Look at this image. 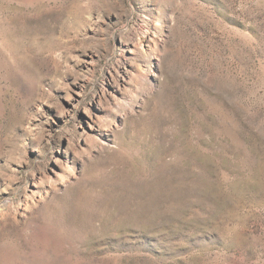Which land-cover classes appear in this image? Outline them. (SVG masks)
Here are the masks:
<instances>
[{"label":"rangeland","instance_id":"rangeland-1","mask_svg":"<svg viewBox=\"0 0 264 264\" xmlns=\"http://www.w3.org/2000/svg\"><path fill=\"white\" fill-rule=\"evenodd\" d=\"M0 264H264V0H0Z\"/></svg>","mask_w":264,"mask_h":264},{"label":"bare ground","instance_id":"bare-ground-1","mask_svg":"<svg viewBox=\"0 0 264 264\" xmlns=\"http://www.w3.org/2000/svg\"><path fill=\"white\" fill-rule=\"evenodd\" d=\"M157 27V26H156ZM160 30V29H159ZM147 31V30H146ZM152 36V32L149 30L145 33H143L142 37H141V42H142V46L146 47V49H151L154 45V42L151 38ZM116 80V79H115ZM125 80V79H124ZM131 80V79H130ZM126 82V80H125Z\"/></svg>","mask_w":264,"mask_h":264}]
</instances>
